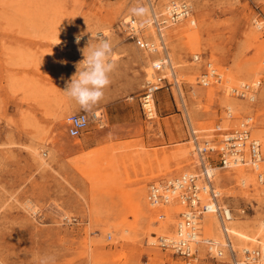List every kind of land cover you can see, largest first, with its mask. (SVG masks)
I'll use <instances>...</instances> for the list:
<instances>
[{"label":"rangeland","instance_id":"374dc122","mask_svg":"<svg viewBox=\"0 0 264 264\" xmlns=\"http://www.w3.org/2000/svg\"><path fill=\"white\" fill-rule=\"evenodd\" d=\"M169 1L0 0V264H38L46 255L55 264H175L176 256L151 241L173 231L178 214L163 225L164 209L146 200L148 184L200 172L194 145L210 139L216 124L232 126L246 115L264 156V0H185L195 25L182 19L161 29L177 83L155 92L156 117H144L141 84L163 54L140 50L124 21L134 18L140 33L157 42L153 19ZM97 31L112 45L115 68L102 98L85 112L86 130L71 137L64 118L84 111L63 90ZM196 53L222 72V84L197 83ZM257 79L254 102L228 94L229 86ZM227 107L231 120L224 118ZM212 159L219 202L235 218L230 228L253 238L230 236L239 257L244 246H264L258 242L264 193ZM135 189L144 192L139 208ZM201 224V236L222 241L219 222ZM204 248L199 243L197 264L231 262L229 255L208 257Z\"/></svg>","mask_w":264,"mask_h":264},{"label":"built area","instance_id":"2783aa9c","mask_svg":"<svg viewBox=\"0 0 264 264\" xmlns=\"http://www.w3.org/2000/svg\"><path fill=\"white\" fill-rule=\"evenodd\" d=\"M160 16L159 20L157 16L154 17L158 34L161 33L162 25L166 23L191 19L192 7L185 0H170ZM255 23L258 24L256 19ZM124 24L127 35L140 50L150 53L159 51L155 40L140 33L134 18L124 21ZM192 59L201 63L202 67L197 78L198 84L204 87L222 84L223 74L211 61L202 59L197 53ZM176 83L177 79L170 63L152 61L151 70L145 74L138 98L142 113L147 120H153L156 117L155 92ZM260 84V79L240 82L231 85L228 94L252 103L255 101ZM224 118L225 120L233 118L231 108L225 109ZM81 119L84 123L77 122ZM64 120L67 134L71 137H79L86 130L90 116L85 112H73L67 114ZM252 122L253 117L246 115L232 126L216 124L213 130L215 133L210 139L204 140L202 144L196 143L200 157V172H185L148 184L146 200L149 205L161 207L170 202H176L183 207L178 213V220L174 224L172 234H160L151 241V244L176 256L178 261L175 264H197L196 252L199 243L204 244L207 256L213 259H221L229 255L231 259L229 264H264V246L242 248L240 256L237 257L226 235L224 238L227 241L224 244L215 242L211 238H200V221L204 214H214L224 231H226L225 221L233 218L232 209L219 202L220 192L214 185V172L210 171L216 168L212 166L214 156L215 162L218 163L217 168L249 167L255 174L256 183L264 193V156L260 140L251 133ZM216 136L219 138L215 139ZM192 137L193 141H196L194 131H192ZM241 211L244 212V209ZM164 216L165 213H160L158 218L163 219ZM261 228L264 231V214L261 219Z\"/></svg>","mask_w":264,"mask_h":264},{"label":"clouds","instance_id":"9594fccd","mask_svg":"<svg viewBox=\"0 0 264 264\" xmlns=\"http://www.w3.org/2000/svg\"><path fill=\"white\" fill-rule=\"evenodd\" d=\"M96 43L89 44L84 58L77 65V71L67 84L64 93L74 101L81 111H89L103 96V89L110 84V75L115 65L112 61V45L97 32ZM80 37H76L79 43ZM78 123H84L81 119ZM38 264H55L54 255L42 256Z\"/></svg>","mask_w":264,"mask_h":264},{"label":"bare ground","instance_id":"6f19581e","mask_svg":"<svg viewBox=\"0 0 264 264\" xmlns=\"http://www.w3.org/2000/svg\"><path fill=\"white\" fill-rule=\"evenodd\" d=\"M147 8V7H146ZM155 15V14H154ZM138 16V15H137ZM133 17V16H132ZM152 18V17H151ZM154 20V19H153ZM189 20V22L191 23V24H194L195 25V21L193 22V20L194 19H188ZM123 21V20H122ZM122 23V22H121ZM149 24V23H148ZM150 25V24H149ZM125 27V26H124ZM140 28V27H139ZM156 28V27H155ZM157 31V30H156ZM98 32V31H97ZM104 32V31H103ZM158 33V32H157ZM102 35H104V33L102 34ZM157 38H158V40H157V43H158V45H157V49L158 50H160L161 51V54H163L164 55V57L162 56V57H160V58H157L156 60H158L159 62H164V63H171L170 62V60H171V58L169 57L170 56V54L168 53V51H167V49L165 48V45H162V43L164 44V38H163V33H162V31H161V33H159L158 34V36H157ZM74 40L76 41V37L74 38ZM84 40V39H83ZM162 42V43H161ZM235 85V84H234ZM229 86V85H228ZM228 88H230V86L228 87ZM229 90V89H228ZM230 107V106H229ZM92 115L93 116H95V118H97V117H99V114L97 113V111L96 112H93L92 113ZM59 138V137H58ZM78 138V137H77ZM62 139V138H61ZM73 139H75V138H73ZM77 141V140H76ZM75 141V142H76ZM187 141H189V140H187ZM191 141V140H190ZM192 142V141H191ZM184 144H185V142H183ZM190 143V142H189ZM76 146V145H75ZM185 148V147H184ZM187 148V147H186ZM194 148H197V153H198V145L196 144V146L194 145ZM185 150V149H184ZM177 151V150H176ZM180 151V150H179ZM191 151V150H190ZM43 153L44 152H42V153H40V155L39 156H42V158H43ZM188 155H190V154H188ZM38 156V157H39ZM186 156V155H185ZM180 158V157H179ZM39 159H40V157H39ZM45 160V159H44ZM41 163L42 164H46L43 160L41 161ZM194 163H195V161H194ZM195 166V165H194ZM234 170V172H232V173H235L236 174V176H237V178L239 179V181L241 182V183H243V184H245L246 183V181H252V183H256L254 180H253V176H252V174L250 173V171H246V170H244V168L242 167V166H235L234 168H233ZM246 169V168H245ZM214 169H210V171H213ZM216 174H217V172H216ZM216 176V175H215ZM233 177V176H232ZM215 178V177H214ZM216 178H218V180H219V178H220V175L219 174H217V176H216ZM216 180V179H215ZM216 182H217V180H216ZM151 183V182H150ZM238 183V182H237ZM249 183V182H248ZM219 184V183H218ZM257 184V183H256ZM243 186V185H242ZM256 186V185H255ZM257 186H258V184H257ZM216 187V186H215ZM254 187V186H253ZM252 188V187H251ZM261 188V187H260ZM241 189V188H240ZM255 189V188H254ZM257 190V189H256ZM255 190V191H256ZM262 190V189H261ZM243 192H244V190H243ZM245 192H247V191H245ZM249 192V191H248ZM146 193V192H145ZM253 193V192H252ZM254 193H256V192H254ZM134 199L136 200V202H137V205H138V208H139V206H141L142 205V202H144V197H143V195H144V192L142 191V190H140V189H135V191H134ZM230 195V194H229ZM234 195V194H233ZM255 195V194H254ZM259 197V196H258ZM221 198V197H220ZM141 199H142V201H141ZM220 204H222V203H220ZM136 205V206H137ZM174 206H179L180 208H181V205L179 204H176V202H170V203H168V204H166V205H164V206H161L162 207V209H164V212H165V216H164V218L162 219V224L163 225H165V224H169L170 222L172 223V222H174V220H175V213L177 212V214L179 213L178 212V210L177 209H171V208H173ZM142 208V207H141ZM149 208V207H148ZM151 208H154V209H158L159 207L158 206H154V207H151ZM150 209V208H149ZM138 210V209H137ZM149 211V210H148ZM143 213V212H142ZM148 213V212H147ZM153 213V212H152ZM154 214V213H153ZM164 214V213H163ZM153 218V217H152ZM234 219L235 218H232L231 220H229V221H225V223H224V225H225V229H226V231H224L222 228H221V226L222 225H220V229H221V233H222V241L220 240V239H215V238H212V237H209V236H201L200 238H211V239H213L215 242H218V243H221V244H224L226 241H225V238H224V236L227 238H229V240L231 241V238H230V236H232L233 234H237L238 236H240V237H244V238H247V239H253L252 237H246L243 233H241V232H239V231H237V230H235V229H233V227H231L230 228V226H231V224H233V222H235L234 221ZM153 220V219H152ZM155 221V220H154ZM201 221H202V224H201V226L202 227H206V228H209L210 226H213L214 228L216 227V225H215V222L217 221V222H219L218 221V219L214 216V214H212V213H206V214H204L203 215V217L201 218ZM220 224V223H219ZM260 224H261V222H260ZM259 224V225H260ZM218 225V224H217ZM230 225V226H229ZM258 225V226H259ZM166 226V225H165ZM165 228V227H164ZM252 229V228H251ZM165 230V229H164ZM163 231V230H162ZM261 231H262V233H263V237H262V239L260 240V241H258V237L259 236H261V235H257L255 238H256V240L259 242V243H261V244H264V231L262 230V228H261ZM173 232V231H172ZM172 232H169V234H172ZM163 234V233H162ZM165 234V233H164ZM216 234H217V236H219V231L218 230H216ZM233 246V245H232ZM245 247H247V246H244V247H242V248H245ZM242 248H241V250H242ZM241 250H240V253H241Z\"/></svg>","mask_w":264,"mask_h":264},{"label":"crops","instance_id":"0c3cea01","mask_svg":"<svg viewBox=\"0 0 264 264\" xmlns=\"http://www.w3.org/2000/svg\"><path fill=\"white\" fill-rule=\"evenodd\" d=\"M165 138V137H164Z\"/></svg>","mask_w":264,"mask_h":264}]
</instances>
